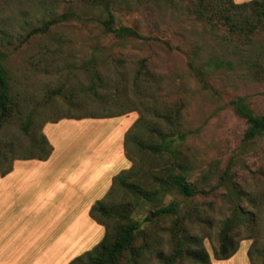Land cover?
<instances>
[{
  "label": "rangeland",
  "instance_id": "1",
  "mask_svg": "<svg viewBox=\"0 0 264 264\" xmlns=\"http://www.w3.org/2000/svg\"><path fill=\"white\" fill-rule=\"evenodd\" d=\"M188 1L119 0L114 7L115 27H131L144 36L120 40L103 30L100 19L105 16L83 2L0 0L1 61L14 104L11 116L0 126V173L35 149L46 125L75 120L60 118L126 113L114 117L115 121L100 122V128L98 123L85 122L96 125L88 141L97 145L130 120L129 112L135 109V122L142 117L144 123L134 135L143 140L159 142L149 133L150 124L187 137L175 142L174 155L165 152L161 156L140 150L130 140L126 152L136 168L131 180L154 190L152 174H163L173 166L186 174L199 193L187 199L169 192L157 204L175 202L179 212L159 218L153 213L156 203L141 202L134 213L142 226L133 246L135 255L128 251L121 263L166 264L161 258L175 252V238L182 236L193 249H204L212 264L225 222L239 212L243 222L232 233L240 250L237 264L243 259L245 264H264V139L245 141L248 124L232 105L242 98L257 116L264 115V30L246 44L227 28L212 30L199 23L190 15ZM70 13L74 16L52 25L46 33L35 32ZM91 59L109 82L104 91L123 99L122 103L106 106L93 102L94 97H82L80 87L91 84V73L83 66ZM194 59L196 70L191 68ZM210 61L212 67L207 70ZM155 111L172 112L176 121L171 125ZM120 131L116 129L117 134ZM120 148L118 142L114 149L98 152L101 160L91 166V173L101 179L86 198L95 201L93 206L107 195L102 185L113 169L116 175L111 176V184L125 171L122 165L129 163L119 158L118 164L105 167L106 175L102 173L105 157L115 152L120 157ZM132 198L119 187L112 200L118 204ZM180 264L199 263L184 258Z\"/></svg>",
  "mask_w": 264,
  "mask_h": 264
},
{
  "label": "trees",
  "instance_id": "2",
  "mask_svg": "<svg viewBox=\"0 0 264 264\" xmlns=\"http://www.w3.org/2000/svg\"><path fill=\"white\" fill-rule=\"evenodd\" d=\"M83 2L93 12H101L105 18L100 19L103 30L107 34H113L117 39H143L144 36L136 31L134 28L121 26L115 27L116 15L114 7L119 0H77ZM170 3H176L177 0H162ZM188 11L199 23L208 26L212 30L219 28H227L231 33L242 36L246 44H251L255 36L264 30V0H253L248 3L236 4L233 0H189ZM74 14H65L59 18L53 19L46 23L45 26L36 33H46L48 29L57 23L66 21ZM3 55L0 53V126L3 124L13 112V101L11 97V86L7 70L2 64L1 59ZM196 59L191 62V68L196 70ZM212 62L206 65L207 70L211 68ZM83 70L91 73V84L89 86L80 87L82 97L85 96L92 99L93 102L103 104L106 106H113L122 103L123 99L117 98L108 94L109 88L108 80H105L97 69L95 59H91L83 66ZM136 86L141 87L140 83ZM111 87V86H110ZM102 89L104 92H100ZM79 101V100H77ZM74 102V100H72ZM82 102V101H81ZM232 105L236 114L245 119L248 128L245 133V141H252L257 138L264 139V115L257 116L244 99L240 98L233 101ZM133 109L129 113L135 112ZM155 115L165 120L171 125L176 121L172 112L160 114L154 112ZM126 113L108 115L103 117H64L61 119H106L123 116ZM58 121L54 122L57 123ZM144 123L140 117L131 129L128 131L125 139V147L131 140L140 150L150 153L155 156H161L165 152L175 154V142L177 140L183 141L187 134L177 132H163L158 128V125L149 126V133L156 137L159 142L152 140L146 141L142 137L134 135L140 125ZM176 137V139H175ZM35 149L31 150L28 156L19 158L17 160H48L52 153L53 147L48 141L47 137L42 134L41 140L35 141ZM13 169V163L8 168L0 173V176L9 174ZM136 168L132 166L130 169L121 172L114 178L112 188L107 193L105 198L92 207L90 216L99 224L105 227V235L101 242L96 245L91 251L84 256L79 257L71 262V264H122L121 260L125 257L128 251H132L135 255L133 246L137 234L141 231V223L134 218V213L138 209L141 202L156 203V210L154 216L156 218L177 215L179 206L172 202L167 206L157 204L159 201L172 191H176L184 198L190 199L198 195V190L195 185L187 180L184 172L178 173L175 167L167 168L163 174H152L153 183L156 189L150 190L137 184L131 179L134 177ZM121 187L125 192L132 194V201L121 202L116 204L112 197L114 190ZM242 213H235L232 219L225 222L222 231L220 232V248L214 252L215 259L218 261L228 260L238 252V244L234 240L232 233L235 227L238 226L242 219ZM149 221V219H148ZM235 223H238L235 225ZM175 252L166 258H161L166 264H180L184 258H190L195 263L211 264L210 256L204 249H193L189 244H192L185 237H176ZM252 255V253H251Z\"/></svg>",
  "mask_w": 264,
  "mask_h": 264
},
{
  "label": "crops",
  "instance_id": "3",
  "mask_svg": "<svg viewBox=\"0 0 264 264\" xmlns=\"http://www.w3.org/2000/svg\"><path fill=\"white\" fill-rule=\"evenodd\" d=\"M233 1L243 4L253 0ZM129 115L130 120L116 126L117 130L121 128L119 134L115 129L114 134L97 145L88 141L94 135V127L119 118L61 120L55 127L46 125L44 135L54 146L52 156L46 161L15 160L12 171L0 176V264H70L101 242L105 227L90 217L95 201L86 200L101 180L91 173V166L101 160L98 152L114 149L118 142L120 157L116 152L105 157L102 173L106 175L105 167L118 164L119 158L129 162L122 165L125 170L133 166L125 147L126 135L135 123L134 114ZM88 121L98 124H86ZM111 141L115 142L112 146ZM115 172L113 169L110 179L102 185L106 193ZM238 252L228 260H214L212 264H237Z\"/></svg>",
  "mask_w": 264,
  "mask_h": 264
}]
</instances>
